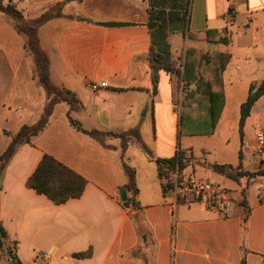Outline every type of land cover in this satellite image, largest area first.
I'll return each instance as SVG.
<instances>
[{"label":"crops","instance_id":"0c3cea01","mask_svg":"<svg viewBox=\"0 0 264 264\" xmlns=\"http://www.w3.org/2000/svg\"><path fill=\"white\" fill-rule=\"evenodd\" d=\"M4 1H11L28 22L55 9L57 14L37 27V36L48 56L51 81L78 100L72 118L86 130L136 128L152 157L132 139L122 151L119 137H92L75 129L68 122L69 105L56 102L44 129L20 144L0 172V224L6 233L0 264H144L146 244L135 213L151 230L154 264H264V176L233 180L221 175L235 184L229 189L235 204L228 217L200 203L173 205L172 196L163 194L154 158L182 150L178 129L187 108L175 101L174 75L160 69L153 87L149 69L151 49L176 61L190 46L228 53L224 103L212 134L230 117L239 124L250 85L264 80V0ZM6 17L8 36L23 48L22 33ZM208 30L226 33L230 41L201 39ZM11 46L6 41V48ZM24 58L0 59L5 66L0 69V154L22 125L38 121L47 101L35 77L12 72V65H21ZM18 78L22 83L15 82ZM258 130L264 131V94L245 119L233 167L248 172L264 168V149L260 158L254 151ZM44 154L85 179L79 197L56 204L26 185ZM122 154L135 170L137 210L128 201ZM186 170H194L191 163ZM122 187L128 206L121 199ZM37 252H45L47 259L35 258Z\"/></svg>","mask_w":264,"mask_h":264},{"label":"trees","instance_id":"16d2710c","mask_svg":"<svg viewBox=\"0 0 264 264\" xmlns=\"http://www.w3.org/2000/svg\"><path fill=\"white\" fill-rule=\"evenodd\" d=\"M54 10V8H49L36 19L28 22L11 1L0 0V12L15 19V28L17 32L26 35L27 41L25 47H27L33 55L36 64L37 81L47 94V101L38 121L31 125H22L20 129L11 136L7 147L0 154V172L20 144L28 142L33 136L44 129L47 125L49 115L55 103L58 101H64L69 105L67 118L69 124L75 129L92 137L98 135L119 137L122 151L125 150L128 141L132 139L139 144L149 157H152L150 150L142 142L136 128L125 132L86 130L81 126L78 120L71 117L70 111L77 107L78 100L71 91L59 87L51 81L48 56L42 49L37 36V27L54 17L57 14ZM212 34H215L217 37L212 38V36H214ZM187 35L193 39L199 37L198 34ZM201 39L224 44L230 41L228 34H219L212 30H208L204 33ZM228 60V53L210 51L193 46L185 49L181 64L176 63V60L169 53L160 54L152 49L149 51V69L153 87H155L157 83L158 71L160 69L173 74L177 86L179 83H182L184 86L193 87L189 98L185 97L184 99V102L189 100L187 103L191 101L193 105L181 113L180 126L178 129L179 136L210 135L214 133L224 103L222 73ZM263 94L264 80L250 85L249 94L246 100L240 105L239 131L241 137L245 119L250 114L255 101ZM187 103L183 105L187 106ZM121 158L123 170L127 178L125 188L131 194L128 201L131 208L137 210L139 209V204L135 199L138 191L135 184V170L128 165L123 154ZM187 158L185 152L181 149H177L176 153L169 158H154L159 179L165 167H174L178 164L180 167L186 168L189 163ZM210 168L216 173L233 180L239 177L257 174L264 176V168L256 172L243 171L240 169V165L233 167L230 164H211ZM190 172L193 173L191 170ZM160 184L161 190L163 194H165V186L162 183ZM26 185L35 192L45 195L48 199L58 204L65 202L69 198L79 197L85 186V179L53 156L44 154L35 170L28 177ZM247 217L248 212L246 211L242 216L243 229H245ZM133 218L137 232L141 240L146 244V249L141 254L142 261L144 264H154V248L152 247L151 230L139 214L135 213ZM5 235V230L0 224V247L2 246V240ZM12 263L20 264L16 261Z\"/></svg>","mask_w":264,"mask_h":264},{"label":"rangeland","instance_id":"374dc122","mask_svg":"<svg viewBox=\"0 0 264 264\" xmlns=\"http://www.w3.org/2000/svg\"><path fill=\"white\" fill-rule=\"evenodd\" d=\"M6 16L7 14L3 12L0 13V59L5 56L25 57L21 65H12V72L29 74L30 77L33 76L36 78V64L33 55L29 49L25 47L27 37L23 33L20 35L21 39L24 41H22L24 44L23 48L19 46V41L16 37L11 39V37L8 36L10 30L9 26L2 21L4 18H9ZM11 20L16 22L13 18H11ZM6 41L7 44L12 43L11 49L6 48ZM182 57L183 55H181L180 60L176 61V63L181 64ZM4 67L5 66L0 61V69ZM15 82L22 83V78H18L17 80L15 79ZM35 84L41 86L38 81H35ZM39 88L45 92L42 86ZM177 88L179 94H176V103L179 105L180 103H187L189 100L184 102V99L185 97L189 98L193 87L184 86L182 83H179ZM192 105L193 104L190 101V103H187V106L183 108L189 109ZM180 138L182 139V150L189 158H187L188 162L191 163L194 168L192 172L195 177L202 180L220 183L230 190L231 188H234L235 184L231 180L225 179L223 176L213 171L210 168V165L230 164L235 166L238 163V154L240 151V131L238 120L236 121L235 117L233 119L230 117L229 120L221 121L217 134L179 136V139ZM233 194L235 195L234 191Z\"/></svg>","mask_w":264,"mask_h":264},{"label":"built area","instance_id":"2783aa9c","mask_svg":"<svg viewBox=\"0 0 264 264\" xmlns=\"http://www.w3.org/2000/svg\"><path fill=\"white\" fill-rule=\"evenodd\" d=\"M91 87L96 89L98 85L92 83ZM255 138L254 151L256 157L260 158L264 149V131L258 130ZM160 181L165 186V194L172 196L173 205L200 203L220 217H228L232 214L235 203L231 191L220 183L199 179L178 164L174 167H165ZM47 257L45 252L35 254L37 259H47Z\"/></svg>","mask_w":264,"mask_h":264},{"label":"water","instance_id":"95a60500","mask_svg":"<svg viewBox=\"0 0 264 264\" xmlns=\"http://www.w3.org/2000/svg\"><path fill=\"white\" fill-rule=\"evenodd\" d=\"M120 194H121V199L123 201V205L124 206H128V202H127V197H126V192H125V188H121L120 189Z\"/></svg>","mask_w":264,"mask_h":264}]
</instances>
